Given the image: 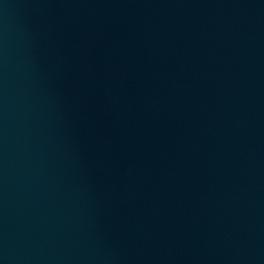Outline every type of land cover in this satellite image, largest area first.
<instances>
[{
	"label": "water",
	"instance_id": "1",
	"mask_svg": "<svg viewBox=\"0 0 264 264\" xmlns=\"http://www.w3.org/2000/svg\"><path fill=\"white\" fill-rule=\"evenodd\" d=\"M0 264H264V0H0Z\"/></svg>",
	"mask_w": 264,
	"mask_h": 264
}]
</instances>
